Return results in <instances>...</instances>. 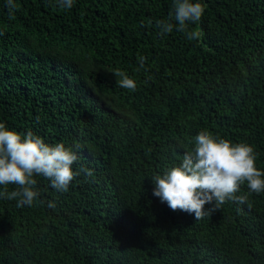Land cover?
Wrapping results in <instances>:
<instances>
[{
  "label": "trees",
  "instance_id": "obj_1",
  "mask_svg": "<svg viewBox=\"0 0 264 264\" xmlns=\"http://www.w3.org/2000/svg\"><path fill=\"white\" fill-rule=\"evenodd\" d=\"M192 2L195 40L160 34L173 0H0V122L71 147L79 172L67 191L34 176L32 206L0 197V264H264V192L198 221L153 195L205 130L264 172V0Z\"/></svg>",
  "mask_w": 264,
  "mask_h": 264
},
{
  "label": "clouds",
  "instance_id": "obj_2",
  "mask_svg": "<svg viewBox=\"0 0 264 264\" xmlns=\"http://www.w3.org/2000/svg\"><path fill=\"white\" fill-rule=\"evenodd\" d=\"M56 3L70 9L74 0H56ZM6 7L10 14L13 13L18 8L16 0H6ZM173 7L170 19L157 21L160 34L171 33L175 28L186 33L190 40L198 39L200 32L189 30L188 22L201 19L203 4L173 0ZM138 61L143 68L146 57L139 56ZM113 74L119 78L117 83L120 87L135 90L136 81L126 72L116 69ZM194 140L195 147L185 151L180 166L151 177L155 185L153 195L162 203L166 202L171 210L193 214L198 221L219 210L226 201L245 203L246 196L237 195L245 182L252 192H264V172L257 168L256 155L250 144L217 139L206 130ZM76 147L79 149V145ZM77 160V153L64 143L49 144L32 132L22 135L7 127L5 122H0V186H17L10 192L5 187L0 197L17 200L18 207L32 206L37 199L34 176H43L55 189L67 191L73 178L79 174L72 167ZM84 171L88 176L93 174L90 169ZM206 204H212V207L206 210ZM48 206L55 207V204L49 203Z\"/></svg>",
  "mask_w": 264,
  "mask_h": 264
}]
</instances>
